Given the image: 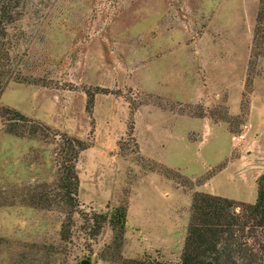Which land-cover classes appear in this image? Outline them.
<instances>
[{
    "label": "rangeland",
    "instance_id": "obj_1",
    "mask_svg": "<svg viewBox=\"0 0 264 264\" xmlns=\"http://www.w3.org/2000/svg\"><path fill=\"white\" fill-rule=\"evenodd\" d=\"M0 42V264H176L196 192L255 200L264 0H27Z\"/></svg>",
    "mask_w": 264,
    "mask_h": 264
},
{
    "label": "trees",
    "instance_id": "obj_2",
    "mask_svg": "<svg viewBox=\"0 0 264 264\" xmlns=\"http://www.w3.org/2000/svg\"><path fill=\"white\" fill-rule=\"evenodd\" d=\"M26 5L27 0H0V40H8L10 28ZM0 44L3 45L1 42ZM9 53L10 49L6 54L9 56ZM8 81L9 78L0 81V96ZM5 113L13 116V122L21 121L24 125L29 122L20 111L0 104V122ZM2 123L7 126L5 130L8 133L25 135L16 130L18 128L15 124H7L5 120ZM75 142V147L71 141L62 146L66 154L59 179L67 203L76 202L79 180L75 171V160L88 147V144L80 140L75 139ZM256 189V198L252 203L196 192L191 201L181 260L176 264H264V172L256 179ZM103 215L108 217L113 230V241L120 247L125 230L126 208L117 206ZM139 264L175 263L151 260Z\"/></svg>",
    "mask_w": 264,
    "mask_h": 264
},
{
    "label": "water",
    "instance_id": "obj_3",
    "mask_svg": "<svg viewBox=\"0 0 264 264\" xmlns=\"http://www.w3.org/2000/svg\"><path fill=\"white\" fill-rule=\"evenodd\" d=\"M80 264H87V261L83 260Z\"/></svg>",
    "mask_w": 264,
    "mask_h": 264
}]
</instances>
